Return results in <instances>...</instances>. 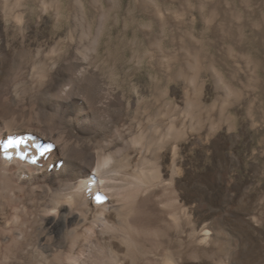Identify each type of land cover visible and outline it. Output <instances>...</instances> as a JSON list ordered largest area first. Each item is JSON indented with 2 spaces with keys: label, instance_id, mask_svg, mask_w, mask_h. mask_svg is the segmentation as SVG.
<instances>
[{
  "label": "bare ground",
  "instance_id": "1",
  "mask_svg": "<svg viewBox=\"0 0 264 264\" xmlns=\"http://www.w3.org/2000/svg\"><path fill=\"white\" fill-rule=\"evenodd\" d=\"M11 1L0 0V199H7L19 224L1 232L5 252L30 254L28 264H83L85 252L97 264H263L254 258L263 251L247 242L258 231L241 219L257 222L256 215H231L242 221L230 240L223 239L215 215L190 228L192 215L179 197L184 181L177 148L170 169L152 150L181 134L174 123L154 143L142 131L123 139L119 128L128 123L123 116L131 103L111 101L101 87L89 85L96 75L86 57L62 65L53 43L17 44L9 23L22 32L28 26L19 0ZM25 74L30 85L20 80ZM88 106L101 119L87 120L82 111ZM51 142L54 149L43 153Z\"/></svg>",
  "mask_w": 264,
  "mask_h": 264
},
{
  "label": "rangeland",
  "instance_id": "2",
  "mask_svg": "<svg viewBox=\"0 0 264 264\" xmlns=\"http://www.w3.org/2000/svg\"><path fill=\"white\" fill-rule=\"evenodd\" d=\"M18 4L28 27L22 32L10 22V38L28 48L53 43L62 65L86 57L93 76H100L89 85L101 87L111 101L121 97L118 101L131 103L123 116L129 125L119 128L123 139L142 131L146 141L154 143L153 137L164 134L172 123L181 131L176 137L169 135V141L164 139L166 149L152 150L170 169L169 158L177 148L176 166L184 181L179 197L187 215H192L190 228L199 229L207 215H215L223 239L230 240L243 220L245 226L256 227L258 238L247 242L263 251L254 258L264 260V0H19ZM27 75L20 80L30 85ZM83 85L88 87L87 82ZM90 108L82 111L87 120L93 115L101 119V113ZM53 147L54 142L48 143L42 152ZM7 204L6 198L0 199V264H28L30 254L5 252L1 232L19 224ZM231 215H256L259 220L239 221ZM83 259V264H97L87 252Z\"/></svg>",
  "mask_w": 264,
  "mask_h": 264
},
{
  "label": "snow or ice",
  "instance_id": "3",
  "mask_svg": "<svg viewBox=\"0 0 264 264\" xmlns=\"http://www.w3.org/2000/svg\"><path fill=\"white\" fill-rule=\"evenodd\" d=\"M20 143H22V141ZM33 163H36V161H33Z\"/></svg>",
  "mask_w": 264,
  "mask_h": 264
}]
</instances>
